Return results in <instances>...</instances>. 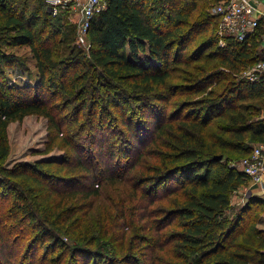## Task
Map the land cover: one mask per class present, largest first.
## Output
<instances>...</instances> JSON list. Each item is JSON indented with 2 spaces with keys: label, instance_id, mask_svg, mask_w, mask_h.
Masks as SVG:
<instances>
[{
  "label": "trees",
  "instance_id": "obj_1",
  "mask_svg": "<svg viewBox=\"0 0 264 264\" xmlns=\"http://www.w3.org/2000/svg\"><path fill=\"white\" fill-rule=\"evenodd\" d=\"M217 1L105 0L83 48L68 11L52 15L45 0H0V199L10 198L0 209V264L12 260L26 234L23 254L43 243L57 251L52 264L66 256V264H264V229L253 215V204L264 199L248 193L228 214L232 193L249 182L239 161L264 143V74L254 81L241 75L264 58V26L220 45L218 18L209 13ZM208 27L214 34L187 51L192 34ZM19 45L30 48L37 87L4 74L6 65L21 62L7 51ZM44 86L66 103L46 102ZM71 100L81 102L69 110ZM33 114L48 120L39 154L59 138L74 142L77 122L99 146L116 135L121 148L135 151L119 155L107 145L111 162L89 163L92 156L78 153L74 142L61 161L4 166L8 125ZM154 146L160 154L149 163ZM102 182L122 184L129 197L113 201V216L110 204L100 205L94 223L83 212L101 196Z\"/></svg>",
  "mask_w": 264,
  "mask_h": 264
},
{
  "label": "rangeland",
  "instance_id": "obj_2",
  "mask_svg": "<svg viewBox=\"0 0 264 264\" xmlns=\"http://www.w3.org/2000/svg\"><path fill=\"white\" fill-rule=\"evenodd\" d=\"M197 6L208 4L207 0H195ZM150 4V2H149ZM195 13V11H193ZM210 13V12H209ZM70 22H73L74 18L70 19L68 18ZM199 30V29H198ZM197 30V31H198ZM214 34V30L212 28H206L202 32H196L193 33L191 38H189L190 46L187 48V51H193L197 44H199L203 39H206L210 37V35ZM262 39H264V36H262ZM75 43V42H74ZM264 45L262 41V46ZM85 45H82L84 48ZM86 47V46H85ZM7 51L15 53L19 58V61L21 62H13L9 65H6L4 68V74L6 77H10V80L15 81L16 83H28L30 85H34V87L39 86V78L37 74V68L35 66V60L32 57V54L30 52V48L26 45H19V46H13L7 48ZM140 60H145L144 55H140ZM151 63H153L152 60H150ZM176 75L177 72H174ZM240 77V75H239ZM176 79H171L170 83H175ZM128 92H131V89H127ZM39 93H41L44 97V100L46 102L51 103H66L62 102V97L64 95L60 94L59 92L54 93L53 90H50L46 86L40 89ZM133 93V91L131 92ZM130 102L133 103L132 99H129ZM89 101V100H88ZM175 101H178V99L172 100L170 104L172 103V108H177L175 105L177 104ZM81 101L76 100L74 102H71L66 104L68 109H72L73 107H77V105L80 104ZM264 110V108H263ZM86 111V110H85ZM85 111L83 114H85ZM168 110L165 111V115H167ZM64 118V121H68L72 123V118L70 115L62 116ZM87 117V116H86ZM85 121V119H84ZM48 120L40 115H28L25 116L21 121H14L13 123H10L8 127V140L10 145V151L8 157L4 160L3 165L6 167H11L16 162L20 161H27V162H35L37 159H42L43 157H48L47 160H55V161H61L63 158L64 153H70L71 148L75 142L76 148L78 149V153H89L92 158L90 160H87L88 162L96 163L97 161L104 160L105 162H111V158L106 153H109V151H112V153H133L135 151L128 148V151L126 152V147H122L123 144L121 139H118L116 135H112L110 141L107 142L104 147L99 146L95 143V141L92 139L90 132L82 131V128L85 127L81 126V124L72 123V125L78 129L77 134L73 137L72 143L66 144L62 142V139L57 140L56 146L53 148L52 151H50L48 154H39L38 151L42 150L45 146V143L48 140L49 137V130L47 128ZM88 126V125H87ZM151 129L149 130V133L145 134V137L147 136L151 138L153 136L152 134V122L147 125ZM121 129H124L120 124ZM64 135H68L70 132L64 128L63 130ZM76 133V132H75ZM87 135L86 141L81 138V134L85 136ZM62 135V134H61ZM109 137V136H108ZM107 141V140H106ZM148 143V141L146 142ZM86 146V151H82L83 146ZM107 145L110 146V149L107 150ZM145 145V144H144ZM142 143L140 144L139 148L140 151L145 148ZM102 148V149H100ZM160 147H152L147 153H150V155H147V159H149V163H153L155 159L157 158V155L160 154ZM49 155V156H46ZM82 155V154H81ZM146 159V160H147ZM89 162V163H90ZM148 163V162H147ZM103 164V163H102ZM128 168V167H127ZM146 169V168H145ZM144 169V170H145ZM78 185H81L84 182H81L79 179ZM128 187V186H127ZM248 188V184L241 186L236 192L232 193L231 197V207L232 209L228 212V214H231L232 216L236 214V211L238 208L246 202L247 196L249 195L245 189ZM101 196L91 203V207L87 208V210H84L83 213L87 214L86 217L91 219L94 223L97 222L99 211L101 209L99 208L100 205H107L110 204V215L113 216L115 214V206H113V201L118 202L119 198H126V200L129 197V193L124 189L122 184H115L112 186L107 185V183L102 182L101 183ZM9 199V200H8ZM1 200L0 199V209L3 207L2 210H4L5 207L10 205L7 201H10V198ZM254 209L258 210L257 214H253L255 216V219L258 223L259 227L264 228V204H253ZM84 214V215H85ZM24 229L27 230V228L24 227ZM31 235H24V241L21 239V242L19 243L17 247V254L12 258V260L8 264H18L19 262H23L24 264H52L51 262V255H55L57 252L52 251L51 249H45V246L43 243L37 242L33 247H29L26 250V254H23L25 251V243H27V239H30ZM69 243H71L70 240H67ZM72 244V243H71ZM1 251V250H0ZM1 253V252H0ZM24 255V256H23ZM68 255V254H67ZM68 256L65 257V259L61 262V264L67 263ZM18 262V263H17ZM53 263L55 264V260H53Z\"/></svg>",
  "mask_w": 264,
  "mask_h": 264
},
{
  "label": "built area",
  "instance_id": "obj_3",
  "mask_svg": "<svg viewBox=\"0 0 264 264\" xmlns=\"http://www.w3.org/2000/svg\"><path fill=\"white\" fill-rule=\"evenodd\" d=\"M48 10L56 15L61 10L71 13L76 24L77 42L85 45L90 19L105 6V0H45ZM209 12L217 16L216 35L219 44L233 38L243 41L262 23L264 26V5L258 0H218L211 6ZM264 74V58L260 59L242 72L249 81L258 79ZM264 117V111L263 115ZM238 167L247 175L249 182L261 184L264 182V143L253 146L252 152L243 157Z\"/></svg>",
  "mask_w": 264,
  "mask_h": 264
},
{
  "label": "crops",
  "instance_id": "obj_4",
  "mask_svg": "<svg viewBox=\"0 0 264 264\" xmlns=\"http://www.w3.org/2000/svg\"><path fill=\"white\" fill-rule=\"evenodd\" d=\"M69 18L72 19L73 16L71 13H69ZM263 43H264V40H263ZM264 47V45H263ZM13 123V122H11ZM10 125V124H9ZM8 125V127H9ZM7 131H8V128H7ZM46 156H49V155H46ZM43 158H46V157H43ZM247 191V193H252L254 195H257V196H260L264 199V182L261 183V184H256V183H252V182H248V188L245 189ZM262 228V227H260ZM264 229V228H262Z\"/></svg>",
  "mask_w": 264,
  "mask_h": 264
},
{
  "label": "water",
  "instance_id": "obj_5",
  "mask_svg": "<svg viewBox=\"0 0 264 264\" xmlns=\"http://www.w3.org/2000/svg\"><path fill=\"white\" fill-rule=\"evenodd\" d=\"M258 1H260L264 5V0H258ZM215 158L220 159L221 155H217V156H215Z\"/></svg>",
  "mask_w": 264,
  "mask_h": 264
}]
</instances>
